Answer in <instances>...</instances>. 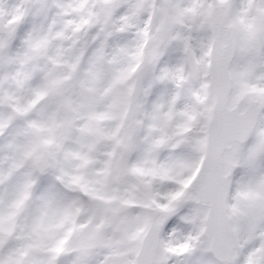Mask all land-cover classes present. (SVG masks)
I'll return each instance as SVG.
<instances>
[{
    "label": "snow or ice",
    "instance_id": "obj_1",
    "mask_svg": "<svg viewBox=\"0 0 264 264\" xmlns=\"http://www.w3.org/2000/svg\"><path fill=\"white\" fill-rule=\"evenodd\" d=\"M0 264H264V0H0Z\"/></svg>",
    "mask_w": 264,
    "mask_h": 264
}]
</instances>
